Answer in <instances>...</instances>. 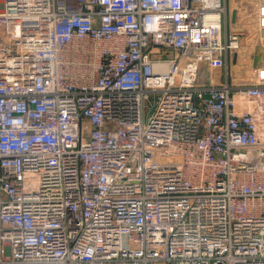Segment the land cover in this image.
Wrapping results in <instances>:
<instances>
[{
    "label": "built area",
    "instance_id": "built-area-1",
    "mask_svg": "<svg viewBox=\"0 0 264 264\" xmlns=\"http://www.w3.org/2000/svg\"><path fill=\"white\" fill-rule=\"evenodd\" d=\"M227 11L0 0V264H264V64L230 80Z\"/></svg>",
    "mask_w": 264,
    "mask_h": 264
},
{
    "label": "rangeland",
    "instance_id": "rangeland-1",
    "mask_svg": "<svg viewBox=\"0 0 264 264\" xmlns=\"http://www.w3.org/2000/svg\"><path fill=\"white\" fill-rule=\"evenodd\" d=\"M256 0H227L228 32H243V45L230 52L229 77L234 83L247 84L253 70L264 64V31H259L253 18ZM224 77L219 69L204 66L199 82L220 81Z\"/></svg>",
    "mask_w": 264,
    "mask_h": 264
}]
</instances>
